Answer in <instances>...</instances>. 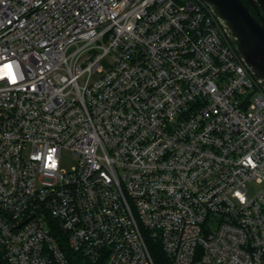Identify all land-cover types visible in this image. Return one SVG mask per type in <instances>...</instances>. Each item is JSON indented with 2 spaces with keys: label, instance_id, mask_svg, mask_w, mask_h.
Here are the masks:
<instances>
[{
  "label": "built area",
  "instance_id": "built-area-1",
  "mask_svg": "<svg viewBox=\"0 0 264 264\" xmlns=\"http://www.w3.org/2000/svg\"><path fill=\"white\" fill-rule=\"evenodd\" d=\"M0 77V260L264 264V89L202 0H0Z\"/></svg>",
  "mask_w": 264,
  "mask_h": 264
},
{
  "label": "water",
  "instance_id": "water-1",
  "mask_svg": "<svg viewBox=\"0 0 264 264\" xmlns=\"http://www.w3.org/2000/svg\"><path fill=\"white\" fill-rule=\"evenodd\" d=\"M218 20L234 50L264 89V0H202Z\"/></svg>",
  "mask_w": 264,
  "mask_h": 264
},
{
  "label": "rangeland",
  "instance_id": "rangeland-1",
  "mask_svg": "<svg viewBox=\"0 0 264 264\" xmlns=\"http://www.w3.org/2000/svg\"><path fill=\"white\" fill-rule=\"evenodd\" d=\"M113 62V58L111 55H107L105 56L100 64L104 69V73H106L108 70H110L111 65ZM101 75L99 74H93L91 76V80L94 82L96 80H98L100 78ZM30 151V147L27 148V150L25 151L26 154H28ZM77 163V159L75 156H73V154L68 151V150H64L61 154V166L64 169H70L72 166L76 165ZM262 184H258V183H253L251 185H249V190L251 192V194H255V192L259 191L262 188Z\"/></svg>",
  "mask_w": 264,
  "mask_h": 264
},
{
  "label": "trees",
  "instance_id": "trees-1",
  "mask_svg": "<svg viewBox=\"0 0 264 264\" xmlns=\"http://www.w3.org/2000/svg\"><path fill=\"white\" fill-rule=\"evenodd\" d=\"M150 251L154 260V264H171L168 257L164 254L160 248V244H150ZM0 264H7L6 262L0 260Z\"/></svg>",
  "mask_w": 264,
  "mask_h": 264
},
{
  "label": "snow or ice",
  "instance_id": "snow-or-ice-1",
  "mask_svg": "<svg viewBox=\"0 0 264 264\" xmlns=\"http://www.w3.org/2000/svg\"><path fill=\"white\" fill-rule=\"evenodd\" d=\"M6 67L8 69L7 75H9L11 77V82L12 83H15L16 82V79H15V76L12 74V65L11 64H8ZM2 78L3 77H0V79H2ZM237 195H239V193Z\"/></svg>",
  "mask_w": 264,
  "mask_h": 264
},
{
  "label": "flooded vegetation",
  "instance_id": "flooded-vegetation-1",
  "mask_svg": "<svg viewBox=\"0 0 264 264\" xmlns=\"http://www.w3.org/2000/svg\"><path fill=\"white\" fill-rule=\"evenodd\" d=\"M245 3L247 4V6L249 7V9L253 12V14L256 16V13L254 12V10L250 7V5L248 4L247 0H244Z\"/></svg>",
  "mask_w": 264,
  "mask_h": 264
}]
</instances>
